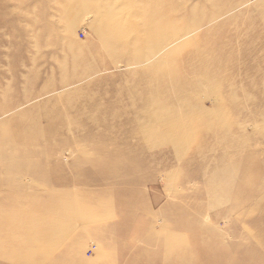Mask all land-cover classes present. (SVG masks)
Listing matches in <instances>:
<instances>
[{
	"label": "rangeland",
	"instance_id": "rangeland-1",
	"mask_svg": "<svg viewBox=\"0 0 264 264\" xmlns=\"http://www.w3.org/2000/svg\"><path fill=\"white\" fill-rule=\"evenodd\" d=\"M0 264H264V0H0Z\"/></svg>",
	"mask_w": 264,
	"mask_h": 264
},
{
	"label": "built area",
	"instance_id": "built-area-1",
	"mask_svg": "<svg viewBox=\"0 0 264 264\" xmlns=\"http://www.w3.org/2000/svg\"><path fill=\"white\" fill-rule=\"evenodd\" d=\"M82 33H84V32H82ZM96 248H97L96 245H94L93 247L90 248L89 251H90V252H94V250H95Z\"/></svg>",
	"mask_w": 264,
	"mask_h": 264
}]
</instances>
